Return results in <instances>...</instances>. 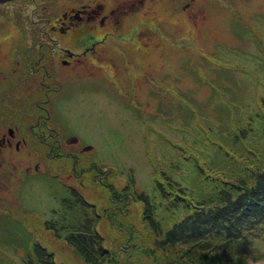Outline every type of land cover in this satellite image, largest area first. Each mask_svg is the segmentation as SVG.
I'll use <instances>...</instances> for the list:
<instances>
[{
	"label": "rangeland",
	"instance_id": "374dc122",
	"mask_svg": "<svg viewBox=\"0 0 264 264\" xmlns=\"http://www.w3.org/2000/svg\"><path fill=\"white\" fill-rule=\"evenodd\" d=\"M152 3L147 2L137 18L125 20L115 39L107 44L111 50H98L100 54L107 52L108 57H88L83 69L57 71L58 76L69 78L60 85L47 82L52 88L50 95L40 90L44 83L34 75L0 70V93L7 91L5 119L0 121L12 131L26 128L34 122L33 112L41 110V105H36L49 95V128L58 136L49 134L47 141L59 142L53 152L33 145L29 136L19 147L16 139H11V146L7 141L0 145V149H13L16 154L23 147L16 157L22 166L0 155V202H13L15 212L6 217L0 209V264L2 254L4 263L22 262L26 251L36 243L28 225L36 226V221L40 226L47 221L63 222L68 215L78 214L69 206L74 200L70 186L75 185L88 198L97 214L102 211L101 219L115 206H103L95 198V187L90 188V178H82L84 185H78L70 170L80 172L98 164L106 184L111 183L131 198L144 193L153 204L162 206L157 188L160 175L170 176L185 186L187 195L199 200L209 189L200 180L196 158L213 175L242 181L248 175L242 176L236 164H257L251 161L252 153L264 155V130L258 117L264 99V0ZM13 22L11 19L6 25L7 47L14 38ZM139 32L146 35L140 43L133 40ZM121 39L126 40L125 50H116L120 45L114 42ZM68 46L77 48L71 41ZM15 59L24 61L22 56ZM5 137L9 139L3 129L0 138ZM49 152L53 158H45ZM107 189L111 198L115 191ZM1 197H12L13 201ZM131 207L133 225L142 228L140 210L135 203ZM23 210L29 216L19 212ZM110 217L111 227H118L116 217ZM163 223H169L166 214ZM57 229L38 226L37 233L46 237L38 242L55 252L59 264H88L60 248L53 237ZM116 231L109 232V237L103 230V235L112 239L118 235ZM236 234L224 235L229 239ZM242 234L250 240L237 244L234 251L244 253L248 264H264V214L245 225ZM230 240L231 246L238 241ZM116 243L118 247L106 246L102 256L98 251L91 263L191 264L190 258L186 262L176 259L173 251L165 252L157 245H153L152 253L147 248L150 244L141 253L132 245V255H128L120 251L121 242ZM222 244L225 252L231 251L229 240ZM212 249L206 253H212Z\"/></svg>",
	"mask_w": 264,
	"mask_h": 264
},
{
	"label": "trees",
	"instance_id": "16d2710c",
	"mask_svg": "<svg viewBox=\"0 0 264 264\" xmlns=\"http://www.w3.org/2000/svg\"><path fill=\"white\" fill-rule=\"evenodd\" d=\"M259 106L258 117L264 130V99ZM252 158L251 161L257 164L249 162L236 164L242 176L248 175V177H242V181L225 180L215 176L212 174L214 172L206 171L207 167L203 161L196 158L200 180H203L209 189L208 193L199 200L187 195L185 186L174 181L170 176L160 175L157 188L162 206L153 204V200L144 193H135L131 198L124 195V192L116 190L111 183L106 184L103 176L98 175L102 172L98 164H90L86 170L80 172L70 170V175L75 178L74 181L78 185L80 182L84 185L82 178H90V188L95 187L93 189L95 198H99L103 206L112 204L115 206L109 209L108 214H104V219H101L99 214H102V211L97 214L96 208L91 205L88 198L75 185L70 186L69 191L74 200L69 206L78 214L68 215L63 222L47 221L40 226V223L36 221V226L28 225L27 230L34 236L36 243L26 251L27 254L22 262L17 264H59L55 260V252L38 242H44L46 237L41 238L37 233V227L42 228L47 225L58 228L53 233V237L60 244L61 249L73 252L88 264H93L91 258L96 260L98 251L102 256L107 251L106 246L116 247V241L121 242L120 251L128 255H132V248H130L132 245L136 246L135 249L141 253L146 251V246L150 244L147 248L151 253L155 249L153 245H157L156 248H163L165 252L173 251L176 259L181 258L186 262V259L190 258L191 264H248L247 256L234 249L238 246L237 244L250 240V236L242 234L245 225L250 224L255 218H261L264 214L262 199L264 197V155L252 153ZM242 184H244L243 188L238 187ZM98 185H101L100 188L97 187ZM107 187L115 191L111 198H109ZM133 203L140 210L138 218L143 225L142 228H137L130 219L133 216L131 212ZM12 205L13 202L1 201L0 209L4 211L2 215L7 217L15 213ZM19 212L29 216L28 211ZM165 214L169 218V223L166 225L163 223ZM108 215L112 220L114 216L116 217L118 227H111ZM103 230L109 234V237L111 236L109 232L112 230H117L118 235L115 234L112 239H107L109 237L106 234L103 235ZM227 232L237 234L234 238H229L228 235L229 239H227L224 235ZM240 236L243 238H239ZM90 238L95 239V242ZM230 239L238 241L231 246L233 240ZM226 240L230 242V252H225L226 250L222 248V242ZM212 247L213 252L206 253L210 252L208 250ZM19 254L21 255V251ZM1 256L3 264H12L10 261L4 263L5 254Z\"/></svg>",
	"mask_w": 264,
	"mask_h": 264
},
{
	"label": "flooded vegetation",
	"instance_id": "af4514ba",
	"mask_svg": "<svg viewBox=\"0 0 264 264\" xmlns=\"http://www.w3.org/2000/svg\"><path fill=\"white\" fill-rule=\"evenodd\" d=\"M157 1L159 0H0V70L18 71L20 75L25 71L27 76L34 75L35 80L38 78L39 83L40 80L44 83L40 84V90L50 95L52 88L46 85L47 82L60 85L59 83L69 78L58 76L57 71L67 70L69 67H73L71 71L77 70L74 68L83 69L88 65L84 62L88 57L102 60L108 57L107 52L100 54L98 50H111L107 44L115 39L125 20L137 18L147 2H153V5ZM13 5L17 6L13 8ZM145 17L139 20L142 21ZM11 19L14 20V38L7 47L4 37L6 25ZM144 36L146 35L139 32L133 40L138 39L137 42L140 43L145 39ZM68 41L73 42L77 48L69 47ZM123 41L126 40H115L114 44L120 45L116 50H125ZM15 56H22L24 61H17ZM53 77L55 78L52 79ZM6 92L0 93L1 119H5L2 115L6 108ZM49 95L38 105L35 104L38 107L41 105V110L33 112L34 122L27 126L29 132L26 133L27 127L12 131L11 126H5L0 121V131L6 129L9 135V139L0 138V145H5L7 141L11 146V139H16L15 144L19 147L26 144L25 136H29L33 145L55 151L58 140L55 143L47 141L49 134L52 138L58 136L57 132L49 128L51 113L46 106L51 101ZM7 109L9 110V106ZM45 128L48 133L43 131ZM21 149L16 154L13 149L6 150V147H2L0 155L4 160L7 156V161H15L22 166L21 161L16 159ZM52 152L47 153L45 158H53ZM1 198L12 200V197Z\"/></svg>",
	"mask_w": 264,
	"mask_h": 264
}]
</instances>
